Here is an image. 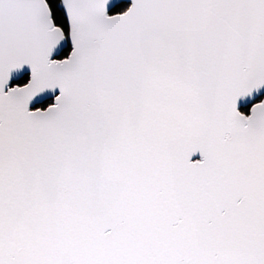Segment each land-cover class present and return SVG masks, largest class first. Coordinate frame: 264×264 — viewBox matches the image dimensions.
Segmentation results:
<instances>
[{
  "label": "snow or ice",
  "instance_id": "1",
  "mask_svg": "<svg viewBox=\"0 0 264 264\" xmlns=\"http://www.w3.org/2000/svg\"><path fill=\"white\" fill-rule=\"evenodd\" d=\"M0 264H264V0H0Z\"/></svg>",
  "mask_w": 264,
  "mask_h": 264
}]
</instances>
